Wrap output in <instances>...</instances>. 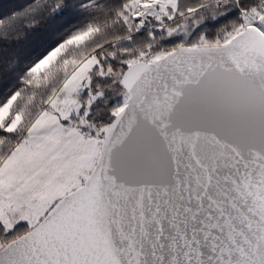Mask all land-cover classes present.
<instances>
[{
    "label": "snow or ice",
    "instance_id": "6c2138e0",
    "mask_svg": "<svg viewBox=\"0 0 264 264\" xmlns=\"http://www.w3.org/2000/svg\"><path fill=\"white\" fill-rule=\"evenodd\" d=\"M21 34L0 264H264V0H32Z\"/></svg>",
    "mask_w": 264,
    "mask_h": 264
},
{
    "label": "trees",
    "instance_id": "16d2710c",
    "mask_svg": "<svg viewBox=\"0 0 264 264\" xmlns=\"http://www.w3.org/2000/svg\"><path fill=\"white\" fill-rule=\"evenodd\" d=\"M28 2H32V0H0V14L4 12L12 11L17 5L25 4ZM6 19V17H4ZM40 36L46 37L48 35V30L41 26L39 29ZM19 47L15 49L7 50L3 53H0V79H2L3 74L5 72V68L3 67L6 64V61L3 59L4 56H12L13 57V65L16 63V58L23 60L24 57L28 55V53L37 45L39 37L38 36H30L25 38L23 34L19 37ZM27 61L21 64V67L25 66Z\"/></svg>",
    "mask_w": 264,
    "mask_h": 264
}]
</instances>
